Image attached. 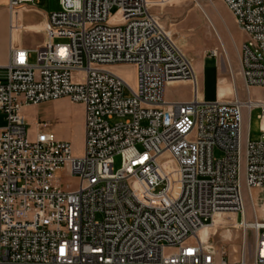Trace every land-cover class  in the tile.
<instances>
[{"label":"built area","instance_id":"1","mask_svg":"<svg viewBox=\"0 0 264 264\" xmlns=\"http://www.w3.org/2000/svg\"><path fill=\"white\" fill-rule=\"evenodd\" d=\"M221 1L246 35V95L228 101L200 97L192 60L153 11L165 0H58L34 61L13 42L11 18L0 73V264H264V221L244 222V193L264 188V99L249 95L264 87V0ZM115 64L134 66L133 86ZM177 81L189 83L190 100H165ZM60 98L84 106L81 155L41 129L27 137L22 108ZM254 108L260 138L251 141ZM57 170L77 186L63 189ZM218 216L253 231L249 259L244 240L234 261L199 236Z\"/></svg>","mask_w":264,"mask_h":264},{"label":"rangeland","instance_id":"2","mask_svg":"<svg viewBox=\"0 0 264 264\" xmlns=\"http://www.w3.org/2000/svg\"><path fill=\"white\" fill-rule=\"evenodd\" d=\"M8 0H0V13L6 19L8 25L9 9ZM28 4L23 14L13 13L14 22L12 30L13 41H18L30 52V61L36 59L35 49L44 40V20L35 8L46 11L58 10V0H35ZM225 4L221 0H165L160 6L153 9L158 14L162 23L171 31L176 43L195 65L201 64L197 74L198 91L200 97L211 102L216 99L227 101L232 98V81L235 83L237 95H246L245 85L240 75L239 55L240 45L246 35L237 26L236 22L224 10ZM114 11V9L112 10ZM41 17V18H40ZM10 18V20H11ZM38 23L40 24L38 26ZM56 42H63L56 39ZM109 69L120 76L125 82L133 86L135 83V68L131 64H115ZM2 71V70H0ZM124 91V95H127ZM191 95L188 84L176 83L166 85L164 98L167 101H180ZM249 95L253 99H264V87H251ZM26 122V133L29 139L41 129L52 133L55 138L70 143L74 155H81L84 145V106L81 103L72 102L68 98L48 101L39 104L38 108L28 107L22 111ZM258 108L252 109L248 120V138L256 141L260 138ZM119 119L110 120V124ZM0 124L4 121L0 117ZM247 120L245 118V131ZM215 155L220 153L215 151ZM120 166V157L115 156L114 168ZM63 189H74L77 179L74 176H66L63 170H57ZM253 193L264 192V188H256ZM254 195L253 199L248 193H244L245 214L247 221L254 218H264V200ZM235 218L234 215L230 216ZM226 219H230L229 217ZM224 217L217 219V224L210 230V240L217 247L227 248L232 260H237L243 241V229L241 226L228 223ZM239 219V215L237 217ZM229 224L231 227H229ZM228 226V227H227ZM253 243V231H246V240L243 250L248 253V248ZM249 259V258H248Z\"/></svg>","mask_w":264,"mask_h":264},{"label":"crops","instance_id":"3","mask_svg":"<svg viewBox=\"0 0 264 264\" xmlns=\"http://www.w3.org/2000/svg\"><path fill=\"white\" fill-rule=\"evenodd\" d=\"M224 10L226 11V13L233 19V21L235 22V19L232 15V13L228 10V8L226 6L223 7ZM28 9L27 7H22V8H16L14 9V12L10 13L9 12V15H8V25H7V21L6 19L2 16V14L0 13V70L3 71V67L6 65V63L8 62V59H9V42H10V39H9V36H10V18H11V15L13 13H16L18 15H21L23 14V11ZM36 12L45 20L46 17H47V14L50 13L51 11H46L44 9H39V8H35ZM40 17V18H41ZM40 24L38 23V26ZM14 43H17L19 44L18 41H13ZM42 43V42H41ZM28 48V47H26ZM29 49V48H28ZM201 63H199V65H195L196 67L195 68V72L198 73L201 69ZM0 71V73L2 72ZM176 83H182V84H188V82H184V81H177V82H173L171 84H176ZM191 98V95L184 98V99H181L180 101H186V100H190ZM63 99V98H61ZM65 99V98H64ZM59 100V99H58ZM223 100H227V98L223 99ZM221 100V101H223ZM39 104L37 105H25L23 108H22V111L28 107H34V108H38ZM249 197H251L253 199L254 195H258L257 197L261 200H264V192H258V193H248ZM264 220V218L262 219Z\"/></svg>","mask_w":264,"mask_h":264},{"label":"bare ground","instance_id":"4","mask_svg":"<svg viewBox=\"0 0 264 264\" xmlns=\"http://www.w3.org/2000/svg\"><path fill=\"white\" fill-rule=\"evenodd\" d=\"M232 83V92H233V95L234 94H237V91H236V86H235V83L232 81L231 82ZM244 212H245V204H244ZM245 214V213H244ZM220 216H218L217 218H215V220H214V224L211 226V227H208V228H204V229H202L201 231H200V233H199V236L201 237V238H206V237H208V236H210V230L214 227V226H221L222 224H217V225H215L216 224V222H217V219L219 218ZM262 220V219H261ZM264 221V220H263ZM244 222L245 223H247L248 221H247V217H246V215H245V218H244ZM228 223H230V222H228ZM233 223V222H232ZM249 223V222H248ZM234 224V223H233ZM234 225H236V224H234ZM243 240H244V243H245V240H246V235L243 233ZM249 250H251V246L248 248V253H249ZM243 252H244V255H246V251H244L243 250Z\"/></svg>","mask_w":264,"mask_h":264}]
</instances>
